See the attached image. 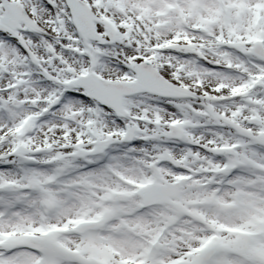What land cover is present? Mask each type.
Masks as SVG:
<instances>
[{"label": "snow or ice", "instance_id": "obj_1", "mask_svg": "<svg viewBox=\"0 0 264 264\" xmlns=\"http://www.w3.org/2000/svg\"><path fill=\"white\" fill-rule=\"evenodd\" d=\"M0 264H264V0H0Z\"/></svg>", "mask_w": 264, "mask_h": 264}]
</instances>
